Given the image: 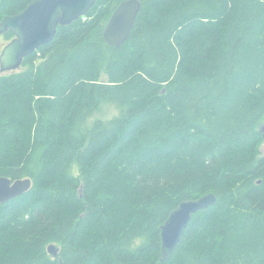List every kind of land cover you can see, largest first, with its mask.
Segmentation results:
<instances>
[{"label": "trees", "instance_id": "16d2710c", "mask_svg": "<svg viewBox=\"0 0 264 264\" xmlns=\"http://www.w3.org/2000/svg\"><path fill=\"white\" fill-rule=\"evenodd\" d=\"M122 1L0 75V177L31 181L0 204V264H159L160 226L207 194L160 264H264V0H139L114 48Z\"/></svg>", "mask_w": 264, "mask_h": 264}, {"label": "water", "instance_id": "95a60500", "mask_svg": "<svg viewBox=\"0 0 264 264\" xmlns=\"http://www.w3.org/2000/svg\"><path fill=\"white\" fill-rule=\"evenodd\" d=\"M95 1L32 0L20 13L4 17L0 21V36L10 32L13 38L0 52V75L18 71L25 58L52 41L57 27L70 25L84 17ZM140 8L139 0H125L117 5L102 33L103 40L108 46L119 48L127 41ZM30 188V179L12 181L0 177V204L21 196ZM215 202L216 197L207 194L197 200H186L178 204L160 226L159 264L165 262L173 252L192 216ZM47 253L55 259L58 250L54 245H49Z\"/></svg>", "mask_w": 264, "mask_h": 264}, {"label": "rangeland", "instance_id": "374dc122", "mask_svg": "<svg viewBox=\"0 0 264 264\" xmlns=\"http://www.w3.org/2000/svg\"><path fill=\"white\" fill-rule=\"evenodd\" d=\"M9 41H5L4 38L2 36H0V52L2 50V48L4 47V45L6 43H8ZM114 114H116L115 110L113 109V107H107L106 111L104 112V114L100 115L98 114L96 116V118H102V119H105V118H109L111 116H113ZM259 128L260 129H263L261 130L264 134V120L261 122V124L259 125ZM261 152H264V144L262 145L261 147ZM71 173L72 175L74 176H77L78 175V171H77V167L73 166L72 169H71Z\"/></svg>", "mask_w": 264, "mask_h": 264}]
</instances>
